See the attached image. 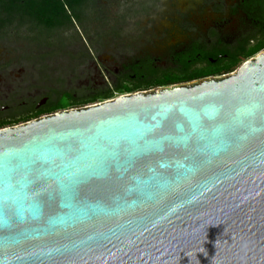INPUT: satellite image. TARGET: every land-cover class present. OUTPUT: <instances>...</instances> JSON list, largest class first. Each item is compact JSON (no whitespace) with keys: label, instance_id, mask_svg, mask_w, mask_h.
Instances as JSON below:
<instances>
[{"label":"water","instance_id":"water-1","mask_svg":"<svg viewBox=\"0 0 264 264\" xmlns=\"http://www.w3.org/2000/svg\"><path fill=\"white\" fill-rule=\"evenodd\" d=\"M0 264H264V49L1 128Z\"/></svg>","mask_w":264,"mask_h":264},{"label":"flooded vegetation","instance_id":"flooded-vegetation-1","mask_svg":"<svg viewBox=\"0 0 264 264\" xmlns=\"http://www.w3.org/2000/svg\"><path fill=\"white\" fill-rule=\"evenodd\" d=\"M175 2L176 0H154L153 6L144 9L146 24L142 29H136L141 37L134 46L140 45L130 58L121 59L118 70L114 71L115 79L121 81V77L129 71L127 67L141 64L165 70L181 67L185 63L200 72L208 68L227 67L234 60L243 57L251 46L264 39V0H194L189 5L191 10L188 12L178 10ZM156 6H159V10H155ZM68 45L57 46L61 52L54 54L55 57H45V63L41 66L47 67V73L39 75L40 69L34 67L35 72H38V79L44 80L47 75L49 78L61 77L56 72L57 61L64 59L63 52ZM85 45L86 49L83 48L84 53H80V56L86 59V63L89 62L98 78H108L110 72L101 63L100 56L92 53L90 46L87 49L88 45ZM243 47L245 50L240 51ZM46 52L33 53L35 56H42ZM70 63H67L68 69L63 66L68 73L70 69L75 71L76 67ZM50 92L43 91L33 104L21 103L19 113L28 117L50 107ZM7 109L8 107H0V129L7 127L3 126L5 121H12V116L4 115ZM16 121V124L20 123L19 120Z\"/></svg>","mask_w":264,"mask_h":264},{"label":"rangeland","instance_id":"rangeland-1","mask_svg":"<svg viewBox=\"0 0 264 264\" xmlns=\"http://www.w3.org/2000/svg\"><path fill=\"white\" fill-rule=\"evenodd\" d=\"M192 2L194 0H176L175 3L178 10L188 12L191 10L189 5ZM153 3L154 0H96L90 11L82 15L77 28L80 34L79 41L72 40L75 34L61 31V37L66 41L70 40V43L66 42L69 45L63 52L64 59L57 61L59 63L56 72L61 77L38 79V72H35L34 66L20 60L25 52V33H21L19 38L12 33L0 35V107H8L4 115L12 116L14 122L16 120L20 123L25 122L27 118L21 114L22 112L19 113L20 104L24 102L33 104L45 90L52 92L50 98L53 104L60 96L56 92H70L73 97L81 98L95 95L102 88L113 87L119 82L114 77V71L118 70L121 59L130 58L133 52H137L135 49L140 44L138 47L134 45L141 35L136 33V29L145 26L144 9L153 6ZM155 10H159V6H156ZM83 42L88 45L87 49L90 46L92 53L100 56L101 63L110 72L108 78H98L89 62L86 63V59L80 56V53H84L83 48L86 49ZM87 56L88 53L86 58ZM69 62L76 67L75 71L70 69L68 73L64 71L63 66L68 69ZM6 82L8 84H4Z\"/></svg>","mask_w":264,"mask_h":264},{"label":"trees","instance_id":"trees-1","mask_svg":"<svg viewBox=\"0 0 264 264\" xmlns=\"http://www.w3.org/2000/svg\"><path fill=\"white\" fill-rule=\"evenodd\" d=\"M96 0H0V35L16 34L19 38L25 33V52L22 54L23 62L33 64L40 69V74L47 73V67H42L45 57H55L60 53L57 46L70 43L61 37V31H69L75 34L72 40L79 41V28L82 15L90 11ZM21 37V36H20ZM53 37V38H52ZM74 38V39H73ZM241 49V48H240ZM264 49V39L248 51L240 59L234 60L227 67L208 68L198 71L188 64L165 70L149 64H141L127 67L129 70L123 79L113 87L102 88L95 95L75 98L70 92H57L60 96L56 102L45 110L32 114L26 121L37 118L42 114H50L58 110L76 108L114 98V95L128 94L135 91H144L155 87L173 85L207 76L221 75L232 72L244 60L254 56ZM245 47L242 50L244 51ZM47 51L45 55L35 56L33 52ZM26 59V60H25ZM41 66V67H40ZM222 71V73H218ZM48 77V75H47ZM46 77V78H47ZM49 78V77H48ZM55 92V91H53ZM25 121V122H26ZM17 122V121H16ZM14 121H5L3 126H13ZM3 128V127H2Z\"/></svg>","mask_w":264,"mask_h":264},{"label":"snow or ice","instance_id":"snow-or-ice-1","mask_svg":"<svg viewBox=\"0 0 264 264\" xmlns=\"http://www.w3.org/2000/svg\"><path fill=\"white\" fill-rule=\"evenodd\" d=\"M15 210L13 209V211H12V216H15ZM9 219H11V217L7 214V213H5V223L7 224V221L9 220Z\"/></svg>","mask_w":264,"mask_h":264}]
</instances>
